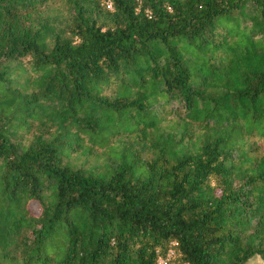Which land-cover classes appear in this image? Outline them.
<instances>
[{
	"label": "trees",
	"instance_id": "16d2710c",
	"mask_svg": "<svg viewBox=\"0 0 264 264\" xmlns=\"http://www.w3.org/2000/svg\"><path fill=\"white\" fill-rule=\"evenodd\" d=\"M254 258L264 0H0V264Z\"/></svg>",
	"mask_w": 264,
	"mask_h": 264
},
{
	"label": "rangeland",
	"instance_id": "374dc122",
	"mask_svg": "<svg viewBox=\"0 0 264 264\" xmlns=\"http://www.w3.org/2000/svg\"><path fill=\"white\" fill-rule=\"evenodd\" d=\"M32 210L34 212H37L35 206H32ZM247 264H264V263L259 258H254L250 262H248Z\"/></svg>",
	"mask_w": 264,
	"mask_h": 264
}]
</instances>
